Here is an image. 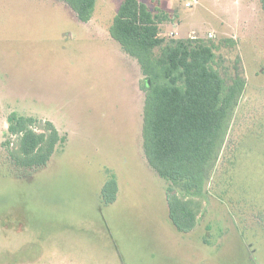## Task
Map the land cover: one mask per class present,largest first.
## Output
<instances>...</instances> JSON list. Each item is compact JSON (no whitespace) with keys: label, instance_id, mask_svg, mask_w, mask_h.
<instances>
[{"label":"rangeland","instance_id":"rangeland-1","mask_svg":"<svg viewBox=\"0 0 264 264\" xmlns=\"http://www.w3.org/2000/svg\"><path fill=\"white\" fill-rule=\"evenodd\" d=\"M139 1L167 15L160 37L214 45L225 82L244 81L199 223L176 231L167 183L145 159L135 72L108 33L122 0H96L89 24L58 0H0V264H264L259 0ZM11 113L66 137L44 167L29 176L17 169L21 178L1 147ZM110 177L117 194L104 205Z\"/></svg>","mask_w":264,"mask_h":264},{"label":"trees","instance_id":"trees-1","mask_svg":"<svg viewBox=\"0 0 264 264\" xmlns=\"http://www.w3.org/2000/svg\"><path fill=\"white\" fill-rule=\"evenodd\" d=\"M81 23H88L96 0H58ZM264 15V0H259ZM167 15L153 13L139 0H122L108 28L121 51L136 61L144 94L142 149L148 165L162 178L168 219L179 233L191 232L204 213L205 185L222 150L230 120L244 90L235 76L227 84L214 67V45L201 39L160 37ZM1 147L24 176L44 167L56 148L66 143L50 122L11 113ZM39 126V125H38ZM17 147L13 148L12 138ZM23 176V177H24ZM117 184L110 177L101 189L104 205L112 204Z\"/></svg>","mask_w":264,"mask_h":264},{"label":"crops","instance_id":"crops-1","mask_svg":"<svg viewBox=\"0 0 264 264\" xmlns=\"http://www.w3.org/2000/svg\"><path fill=\"white\" fill-rule=\"evenodd\" d=\"M84 24H89V23H84ZM107 40H109L108 37H107ZM120 50H121V49H120ZM121 52H122V51H121ZM122 53H123V52H122ZM126 56H127V55H126ZM125 58H126V60H130V64H131L130 66L133 68V70H134V72H135V76H134V86H135V88L133 89L134 92L132 93V96H135V97H138V98H139V99H136V102L139 101V102H138V103H139L138 105H143L144 94H143V92L140 90V87H139V80L142 79V74H141V72H140L139 66L137 65V63H136L135 60L129 58L128 56L125 57ZM127 62H128V61H127ZM131 101H132L131 105H137L136 102H135V104L133 103V99H132V98H131ZM37 259L42 260L41 256L37 257ZM37 263H39V262H36L35 264H37Z\"/></svg>","mask_w":264,"mask_h":264},{"label":"built area","instance_id":"built-area-1","mask_svg":"<svg viewBox=\"0 0 264 264\" xmlns=\"http://www.w3.org/2000/svg\"><path fill=\"white\" fill-rule=\"evenodd\" d=\"M185 5H186V7H188V8L191 6V5H190V2L186 3Z\"/></svg>","mask_w":264,"mask_h":264}]
</instances>
